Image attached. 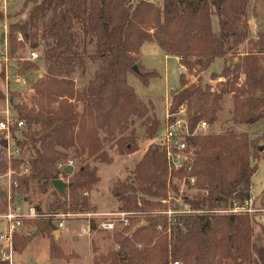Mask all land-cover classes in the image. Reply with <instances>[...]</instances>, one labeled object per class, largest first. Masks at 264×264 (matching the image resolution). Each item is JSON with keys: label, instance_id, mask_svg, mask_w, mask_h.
Wrapping results in <instances>:
<instances>
[{"label": "trees", "instance_id": "obj_1", "mask_svg": "<svg viewBox=\"0 0 264 264\" xmlns=\"http://www.w3.org/2000/svg\"><path fill=\"white\" fill-rule=\"evenodd\" d=\"M249 0H32L24 2L21 13L28 10L27 18L10 25L9 55L16 56L24 43L32 50L40 49L46 73L33 84L32 107L13 104V113L25 121L24 130H13L16 144L21 148V159L11 169L18 187L15 194L29 202L31 184L40 190H53L56 201L51 206L52 216L91 213L90 199L84 196L101 182L98 168L90 161L111 164L109 150L119 155H132L139 150L136 121H143L146 137L154 140L161 127L154 106L143 102L128 83L133 73L143 83L156 76L153 70L141 65L144 44H157L167 56L179 58L182 68L200 71L211 68L216 60L238 50L246 39L247 6ZM32 7L29 8V5ZM218 19L219 31H213V18ZM4 14L0 12V23ZM83 38V49L77 46L76 26ZM19 35L23 42L19 43ZM94 45V55L88 57L96 64L87 87L78 91L71 78L77 69L87 73L86 53ZM259 54L240 56L237 64L226 67L223 75H232L221 93L210 88L188 85L185 75L180 78L181 88L172 96L168 114L187 109L191 129L201 121L214 125L216 113L221 110L224 94L234 95L235 124L255 123L264 118V67L259 55H264V33L254 45ZM137 66L139 72L134 71ZM19 72L29 74L39 65L30 61L17 64ZM5 77L4 69L1 72ZM241 75L245 82L240 84ZM6 95L0 88V101ZM18 138H16V136ZM196 156L190 174L184 170L169 171L164 153L150 145L134 169V178L116 186L113 196L122 203L121 212L138 213L144 224L131 219L130 226L117 235L120 250L109 257L111 264H237L251 263L263 253L253 241L254 227L248 214L234 213L237 205L252 200V178L257 166H252V143L246 134L204 135L190 139ZM83 160L82 166L69 174L63 171L68 183L66 197L59 196L52 182L59 180V163ZM28 159L26 161L25 155ZM65 161V162H62ZM30 170L21 175V165ZM9 163L0 150V173L7 172ZM196 177L194 186L202 191L194 198L185 197L190 213L175 217L157 215L161 206L148 198H168L177 191L175 178ZM130 181V182H129ZM7 193H0V214L7 213ZM41 218L42 210L37 209ZM39 231L55 233L58 227L53 217L35 222ZM92 231L95 222L91 221ZM159 228L161 230H159ZM126 234V235H124ZM24 238L23 248L29 242ZM16 236L14 249L16 251ZM60 250L51 245V258L60 256ZM0 264H8L0 260Z\"/></svg>", "mask_w": 264, "mask_h": 264}, {"label": "rangeland", "instance_id": "obj_2", "mask_svg": "<svg viewBox=\"0 0 264 264\" xmlns=\"http://www.w3.org/2000/svg\"><path fill=\"white\" fill-rule=\"evenodd\" d=\"M30 2L32 0H13L8 1V5L4 6L0 1V12L4 14V21L0 23V57L5 51V41L8 42L10 25L15 24L20 20L27 18L28 10L23 14L21 13L24 2ZM160 1V0H151ZM32 4L29 5V8ZM247 29L246 39L239 46L238 50L230 51L225 58L216 60L210 69L206 71H200L199 66H195L193 71L179 66L176 59H164L161 51L156 47L147 46L143 51L147 55V58H143L144 62L154 69L156 76L149 79L148 83L145 84L135 74L131 73L129 76V85L135 90L136 95L146 104L150 103L154 106V111H151V115L155 114L161 122V127L158 130L157 136L154 140H149L146 137L145 130L143 127V121H136L135 126L138 131V145L139 150L132 155H119L116 149L109 150L110 156L113 158L111 164H102L99 162L90 161L92 167L98 168V175L101 178V185L99 184L94 188L92 192H87L88 198L90 199L91 206L97 208L95 213H80V214H68L64 220L65 227L59 233V237L56 239L55 233H43L40 232L38 225L35 223L39 219H46L53 217L54 224L58 226L61 218L54 215H62L64 213L58 211L50 216L51 206L56 201L53 195V190L49 189L44 192L39 189L37 184L34 182L31 184L30 200L27 205L24 206L26 211L27 207L32 206L36 209L42 210L43 214L39 219H27L24 218V225L17 231L16 234V251L17 254L14 258V264H111L112 258L109 257L113 253H117L120 250V245L117 242V235L122 233L124 229L128 228L123 223L116 221L115 229L112 231H106L102 228L103 223L108 220H113L110 214L120 212L122 203L119 199L115 198L112 194L114 188L121 183L127 182L134 178V169L136 163L139 161L141 154L150 147V145H156L160 149V143L163 140L165 127L167 124L168 110L171 104L172 96L176 90L181 88L180 78L185 75L188 85H197L203 89L207 87L213 92L218 94L222 92L229 82H232V75L222 76L221 78H215L214 75H223L226 67L237 64L240 56L248 53L259 54L258 50L254 45L259 42L260 35L264 33V0H249L247 9ZM80 26H76L75 33L77 38V46L81 51L83 49V38L79 31ZM213 31L217 33L218 19L213 18ZM19 43H22L18 40ZM145 45V44H144ZM94 45H89L86 53V60L89 56L94 55ZM32 49L29 43H24L23 47H20L18 53L14 58L13 67L15 69L17 64H23L24 61L29 57V53ZM147 51H149L147 53ZM262 65L264 67V55H259ZM87 62V73H83L81 69H77L71 78L76 82V88L78 91H83L88 84L90 78L97 65ZM45 61L41 58L36 64L39 65L38 70H32L29 74L25 75L28 80L27 86H21L14 82L9 83V92H6V80L2 78L1 72L4 69L0 62V88L6 94L9 99H13V104H19L20 106L32 107L34 91L32 89L33 84L37 79L42 78L46 73ZM149 67V66H147ZM245 82V76L241 75L240 84ZM264 98V94L258 93L255 98ZM234 95L224 94L220 101L221 110L216 113V121L214 125H211L209 134L213 135H225L227 133H234L236 135L246 134L249 141L252 143L251 148V161L252 166H257V171L252 178V205L251 202H247L244 205H237L234 210L238 215L248 214L252 218L254 227L253 241L255 245L263 253V260L254 255V260L251 263L245 264H264V150L259 151V147L264 148V118L261 120L250 123V124H235L234 118ZM5 107L4 101H0V110ZM19 135L16 136L18 138ZM69 160L74 161V167L79 168L84 165L83 160L74 159V154L69 153ZM145 155V154H144ZM23 157V155H22ZM143 158V157H142ZM27 161V156L25 155ZM141 161V160H140ZM139 161V162H140ZM65 162V161H62ZM138 162V163H139ZM0 173V186L3 187L6 192L7 189V178L5 174ZM183 180L175 178L173 183L177 187V193L170 191L168 198L155 199L148 198L152 203H159L161 206L157 207L154 214L166 215L167 212H171V217H175L178 214L188 212L189 206L186 205L184 198H194L199 194H203L202 191L197 190L195 187L184 186ZM130 182V181H129ZM24 201V197H22ZM93 200V201H92ZM250 210V212H249ZM6 214V213H4ZM4 214H0V232H4L7 228L6 221L2 218ZM131 219L135 220L136 223L141 222L144 224V218L141 214L133 213ZM168 216V215H167ZM169 217V216H168ZM91 221L95 222V230L92 231ZM5 222V223H4ZM89 227L90 233H84V229ZM159 230H161L159 228ZM6 231V230H5ZM39 235L36 236V234ZM126 235V234H124ZM76 236L77 240L73 241V237ZM29 238V242L26 247L23 248L21 245L24 238ZM55 245L61 254L60 256L51 258V245ZM1 250V248H0ZM183 264V263H180ZM226 264H237L235 261L226 262Z\"/></svg>", "mask_w": 264, "mask_h": 264}, {"label": "built area", "instance_id": "obj_3", "mask_svg": "<svg viewBox=\"0 0 264 264\" xmlns=\"http://www.w3.org/2000/svg\"><path fill=\"white\" fill-rule=\"evenodd\" d=\"M4 4L5 8L9 0H0ZM20 42H23V37L19 35ZM37 50H31L27 61L36 63L41 59V52ZM0 62L4 67L5 72V82H6V92H9V83L14 82L20 84L21 86H27V77L19 72V68L15 69L13 67V61L9 55V47L7 40L5 41V51L0 57ZM17 68V67H16ZM184 70V68H183ZM8 88V89H7ZM6 95V94H5ZM5 107L0 110V150L6 152V156L9 163L8 173L5 174L7 178V200L9 204V210L2 218L7 223L6 232L0 233V260L8 264H14L15 249H14V238L17 231L23 227V219H37L38 214L34 207H27L26 211L24 206L27 205L26 201H23L21 195L15 194L13 189L18 187L17 182L13 180L15 172L11 169L14 161L21 159L22 151L21 148L16 144V140L13 135V130L16 128L18 130H24L26 127L25 121L18 120L12 109L9 97L6 96L4 100ZM167 124L165 127V133L162 142L160 143L161 151L164 153L169 171H180L184 170L186 173L190 174L192 171L193 163L196 156V148L191 145L190 139L208 135L211 130V125L206 121L199 122L196 127L192 130L189 124L187 109L185 106L182 107L181 111L173 116L168 114ZM74 167V161L69 160L67 163H59L58 170L60 171L59 180L65 179L63 177V171H67L68 168ZM21 175H28L30 170L25 164L21 165ZM184 186L194 187L197 182L196 177H188L183 179ZM2 187V186H1ZM3 189V187H2ZM4 191V189H3ZM88 193L84 196L88 197ZM252 205V200H250ZM247 203V202H246ZM237 210L233 212L236 213ZM188 212L184 213H190ZM250 212V210H249ZM133 213L129 212H117L110 214L113 220H108L103 223L102 228L106 231H112L115 229V222L119 221L123 223L125 227H129L131 223V216ZM169 217H171V212H167ZM61 218L58 224V229L61 231L65 225L64 220L69 217L68 214L54 215ZM91 229L89 227L84 229L85 233H90ZM179 264V263H175Z\"/></svg>", "mask_w": 264, "mask_h": 264}, {"label": "crops", "instance_id": "obj_4", "mask_svg": "<svg viewBox=\"0 0 264 264\" xmlns=\"http://www.w3.org/2000/svg\"><path fill=\"white\" fill-rule=\"evenodd\" d=\"M10 1H13V0H10ZM7 5H8V3H7ZM6 5V6H7ZM147 46H149V47H151V49H153V47H156V49H158L159 51H161V53H162V55L164 56V59H166V60H169V59H176L177 61H178V63H179V58H177V57H171V56H167L164 52H163V50L157 45V44H155V43H147V44H145V45H143V47H142V49H141V52H140V55H141V58H140V60H141V65L145 68V69H147V70H153L154 71V69H152L150 66L151 65H148V64H146L145 62H144V60H143V58H147V55L146 54H144V52H143V54H142V51L147 47ZM149 51H147V53H148ZM221 61V60H220ZM147 66H149V67H147ZM179 66H180V68H181V65H180V63H179ZM129 76H131L130 74L128 75V78H129ZM128 81H129V79H128ZM146 153V151L145 152H143L142 154H141V157H140V159H139V161L142 159V157L144 156V154ZM138 161V162H139ZM138 162L136 163V165L138 164ZM101 185V183L99 184V186ZM93 201V200H92ZM92 208H93V210H92V212H93V214H95V215H99V213H95V212H97L96 211V209L97 208H94L93 206H92ZM5 223V222H4ZM7 227V226H6ZM5 230H7V228L5 229ZM4 230V232H6ZM62 231H60V233H61ZM0 233H3V231L2 232H0ZM85 233V232H84ZM38 235H39V233H38ZM37 236V235H36ZM73 237V236H72ZM74 237H76V236H74ZM73 237V238H74ZM77 238V237H76ZM73 240V239H72ZM77 240V239H76ZM76 240H73V241H76ZM17 253H15V255H16Z\"/></svg>", "mask_w": 264, "mask_h": 264}, {"label": "water", "instance_id": "obj_5", "mask_svg": "<svg viewBox=\"0 0 264 264\" xmlns=\"http://www.w3.org/2000/svg\"><path fill=\"white\" fill-rule=\"evenodd\" d=\"M133 69L135 72H139L137 66H135ZM263 150H264L263 147H259V151H263ZM73 171L74 170L72 167L67 169V173H69V174H71ZM52 186L57 191V193L59 194L60 197H62V198L66 197V191L68 189V183L64 182L63 180H55L52 182ZM2 192H3V189L0 186V193H2ZM59 233H60V230L55 232L56 239L59 237ZM36 235H38V233ZM76 239H77L76 237L73 238V240H76Z\"/></svg>", "mask_w": 264, "mask_h": 264}]
</instances>
